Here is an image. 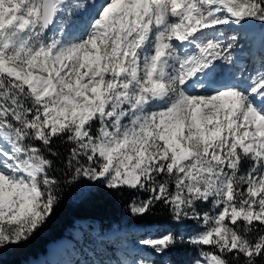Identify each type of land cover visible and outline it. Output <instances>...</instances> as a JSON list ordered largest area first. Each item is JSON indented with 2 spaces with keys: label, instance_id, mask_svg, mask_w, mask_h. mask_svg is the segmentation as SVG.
Instances as JSON below:
<instances>
[{
  "label": "snow or ice",
  "instance_id": "6c2138e0",
  "mask_svg": "<svg viewBox=\"0 0 264 264\" xmlns=\"http://www.w3.org/2000/svg\"><path fill=\"white\" fill-rule=\"evenodd\" d=\"M84 182L169 222L107 264H264V0H0V251Z\"/></svg>",
  "mask_w": 264,
  "mask_h": 264
},
{
  "label": "trees",
  "instance_id": "16d2710c",
  "mask_svg": "<svg viewBox=\"0 0 264 264\" xmlns=\"http://www.w3.org/2000/svg\"><path fill=\"white\" fill-rule=\"evenodd\" d=\"M69 186L65 188L61 203L56 208L54 215L50 218L46 227L29 243L23 244L20 247L6 248L0 264H31L38 260L41 256L47 253L50 243L57 242L62 239L70 228L78 221L98 220L101 228H111L115 222L117 224H135L140 226L158 224L160 227L169 224L164 213H158L147 219H141L133 216L130 212V200L126 196H121L119 193H109L100 188H93L89 185L86 192L77 198L79 187ZM131 226V225H129ZM75 242L81 246L85 244V239L72 235ZM139 237V236H136ZM101 249L109 250L106 243H97L94 237H89ZM172 256L186 257L183 250H180ZM61 259V258H60ZM60 261V264H66ZM44 264H51L45 262Z\"/></svg>",
  "mask_w": 264,
  "mask_h": 264
},
{
  "label": "bare ground",
  "instance_id": "6f19581e",
  "mask_svg": "<svg viewBox=\"0 0 264 264\" xmlns=\"http://www.w3.org/2000/svg\"><path fill=\"white\" fill-rule=\"evenodd\" d=\"M259 42H260V36L258 32L253 37H251L250 40H248L249 45L252 46L253 48H257V45L259 44ZM87 221H90V220H87ZM91 221H94L97 224V229L98 228L101 229L100 222L98 220H91ZM85 222L86 221H84L83 223ZM114 226H116V228H119V224L114 223L111 228H104L103 231L110 232ZM120 228L123 229V231H126L123 235V238L120 239L119 236L116 237L113 233L111 236H108L111 233L110 232L107 236L111 238L103 240V241H107L108 244L116 248L118 255L119 254L123 255L124 251H127L128 249H131L133 248V246H135V243L133 241L129 242L130 239L141 238V237H144L146 234L158 232L159 230H162V231L164 230L158 224L145 225V226L133 224L131 226H122ZM68 234L66 233L65 235L66 237L64 236L62 239L58 240L57 242L50 244L48 247L47 253L44 256H41L38 260H36L35 263L42 264L46 261H56L60 255L58 251L66 247V245L70 243L69 239L67 238L69 236ZM136 236H139V237H136ZM97 252H99L98 249H97ZM170 259L174 261L175 264H181V262L185 260L186 257L171 256Z\"/></svg>",
  "mask_w": 264,
  "mask_h": 264
},
{
  "label": "rangeland",
  "instance_id": "374dc122",
  "mask_svg": "<svg viewBox=\"0 0 264 264\" xmlns=\"http://www.w3.org/2000/svg\"><path fill=\"white\" fill-rule=\"evenodd\" d=\"M251 37L248 38V40H250ZM260 43V42H259ZM89 187V184L88 182H84V185L79 187L78 189V192H77V198H80L85 192L86 190L88 189ZM84 221H81V222H77L74 224L73 228H71L68 232L70 234H77L78 236L82 237L83 239H85V242L86 240L89 239V237H91L92 235H94L97 231L101 233V229H97V224L94 222V221H86L85 223H83ZM79 226V227H78ZM113 228H116V226H114ZM112 230V229H111ZM103 231V230H102ZM159 231H162V230H159ZM111 232V231H110ZM109 231H103L102 232V236L100 234H97L95 235V240L97 241V243H102V240L104 239H109L111 237H108V236H111L112 233H110ZM126 231H123V229L120 228V231L118 233H113L116 237L119 236V238H123V235ZM110 233V234H109ZM156 233V232H153V234ZM70 234H68L69 236L67 237L70 241V244L72 245L73 248L71 249H66L67 252L61 254V260L60 261H64V262H74L76 261L77 258L79 257H82V254L79 252V250L77 248H80V244L78 242H73L71 240V236ZM109 234V235H108ZM108 235V236H107ZM148 235V234H146ZM145 235V236H146ZM144 236V237H145ZM66 237V236H65ZM143 238V237H141ZM141 238H137V239H130L129 242H136L137 240L141 239ZM95 245V244H94ZM106 247H109L106 243ZM134 247V246H133ZM6 249L0 251V257H2V255L4 254ZM100 251H102L101 248H99ZM104 253L102 252L103 257L104 258H101V257H98L96 256V252L97 250L95 249V252H93V256L94 258L91 257V259H88L90 261L93 260V262L95 264H100L102 261L105 262V264H107L108 261H115V256L113 254V252L111 253V250H106L104 249ZM110 258V259H109ZM158 258V257H157ZM182 259V258H181ZM87 260V258H86ZM49 262V261H47ZM54 262V264L56 263L55 261H52ZM51 263V262H50ZM31 264H38V263H34L32 262ZM44 264V263H42ZM52 264V263H51Z\"/></svg>",
  "mask_w": 264,
  "mask_h": 264
},
{
  "label": "built area",
  "instance_id": "2783aa9c",
  "mask_svg": "<svg viewBox=\"0 0 264 264\" xmlns=\"http://www.w3.org/2000/svg\"><path fill=\"white\" fill-rule=\"evenodd\" d=\"M122 226H127V225H120L119 224V228H112L111 233H118L120 231V227H122Z\"/></svg>",
  "mask_w": 264,
  "mask_h": 264
}]
</instances>
